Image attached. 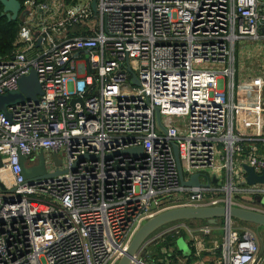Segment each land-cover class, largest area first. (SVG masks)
Segmentation results:
<instances>
[{"label":"built area","instance_id":"2783aa9c","mask_svg":"<svg viewBox=\"0 0 264 264\" xmlns=\"http://www.w3.org/2000/svg\"><path fill=\"white\" fill-rule=\"evenodd\" d=\"M20 3L0 93L30 70L41 93L0 111V264H115L138 226L171 207L264 213V182L247 183L242 168L264 170V135L234 131L233 109L247 106L228 98L237 43L264 39V0ZM172 144L182 178L197 173L198 184L181 183ZM38 149L44 164L60 155V170L27 181L19 155ZM172 221L127 264H264L257 231L233 217Z\"/></svg>","mask_w":264,"mask_h":264},{"label":"water","instance_id":"95a60500","mask_svg":"<svg viewBox=\"0 0 264 264\" xmlns=\"http://www.w3.org/2000/svg\"><path fill=\"white\" fill-rule=\"evenodd\" d=\"M1 10L0 14L5 16L6 19H16L23 20L24 16L27 14L26 8H21V3L19 0H0ZM90 6L94 10V0L90 1ZM20 10V11H19ZM262 29V28H261ZM131 81L134 84H138V79L134 74L131 75ZM18 87L16 90H7L3 93H0V111L8 116V113L5 110L6 105L22 101L23 98H32L36 99V95L41 93L39 83L36 79L34 70H30L27 74L21 75L17 81ZM156 121L159 125V118L157 109H155ZM130 152L141 151V146L131 147L127 149ZM172 153L176 162V167L178 171V176L183 184L187 185H196L198 184L197 173H192L189 175L187 180L182 178V173L180 169V164L177 156V150L175 144H172ZM49 157L52 159L55 168L52 171H47L44 159L46 154L38 149L33 157L36 159L34 164L27 165L26 159L24 156L19 155L20 162V172L27 181H31L32 178H40L44 176H49L57 173L60 169L58 166L61 164V157L56 153H49ZM242 168L245 172L244 178L247 183H263L264 182V170H261L259 173H256L251 166L247 164H242ZM220 216H230L238 220L247 221L259 226H264V213L256 212L253 210L236 207V206H180V207H171L164 209L152 217L143 221L138 228L134 231L130 241L127 244V247L122 252V255L119 257L115 264H127L130 256L141 242V240L150 232L153 228L174 220V219H206L209 222H213L214 218ZM182 254H188V248L186 245L178 246ZM262 252V244L259 245L256 258L260 256Z\"/></svg>","mask_w":264,"mask_h":264},{"label":"rangeland","instance_id":"374dc122","mask_svg":"<svg viewBox=\"0 0 264 264\" xmlns=\"http://www.w3.org/2000/svg\"><path fill=\"white\" fill-rule=\"evenodd\" d=\"M88 0H76V3L74 5V8L80 7L83 3H85ZM91 1V0H89ZM237 53H235V71L236 74L239 76H250L252 79L255 80L254 86L250 89L251 94H258L260 90L263 89V86H259V84L264 79V39L259 40H242L237 43L236 45ZM204 66H211V63H204ZM264 84V83H263ZM225 90H227L226 87H224ZM236 91V89H235ZM229 99L232 98L228 97ZM235 101V99H234ZM234 121L238 123V125L242 126V120H246L245 116H248L244 109H233L232 111ZM181 119L180 121H182ZM236 127V126H235ZM219 146V145H218ZM36 159L30 158L26 161V163L35 162ZM46 167L49 169L48 171H51L54 168V163L49 159V161L46 162ZM234 218V217H233ZM173 221L165 222V224H161V226H164L166 224H171ZM234 222L240 225H244L253 231H257L256 233L260 236L259 244L260 242L264 245V226H259L247 221H242L234 218ZM159 226L158 228H162ZM174 244L178 246L186 245L185 239L183 235H179L175 238Z\"/></svg>","mask_w":264,"mask_h":264},{"label":"crops","instance_id":"0c3cea01","mask_svg":"<svg viewBox=\"0 0 264 264\" xmlns=\"http://www.w3.org/2000/svg\"><path fill=\"white\" fill-rule=\"evenodd\" d=\"M25 1H28V0H23L22 3H24ZM235 65L236 64H234V68H235ZM248 77H249L248 75L238 76L234 69V84L237 85V88H235L236 91L233 92L232 98L230 100L232 102L244 103V105L247 106V108H244V111L248 115V116H245L246 120L244 121L242 120V124H243L242 126L241 125L239 126L237 121L236 122L234 121V131L236 133L247 135V136H255V135L261 136V135H264V84H263L264 79H263V83L261 82L259 84V86H263V89L260 90L258 94L252 95L250 90L249 92H242L241 90H239L241 87H245L244 85ZM252 112H254V115H251ZM244 144L251 145L252 143L250 141L249 142L247 141ZM255 144L258 146V148H260L259 143L256 142ZM28 159H30V157H28ZM255 199L259 200V197L255 196ZM174 221H177V220H174ZM186 222L190 224H198L201 221L200 219H193L191 221L186 220Z\"/></svg>","mask_w":264,"mask_h":264},{"label":"trees","instance_id":"16d2710c","mask_svg":"<svg viewBox=\"0 0 264 264\" xmlns=\"http://www.w3.org/2000/svg\"><path fill=\"white\" fill-rule=\"evenodd\" d=\"M23 0H20L22 2ZM40 1V0H35ZM1 10V4H0ZM18 19H6L5 16L0 14V54H4L9 52L12 47V41L15 37L17 30ZM184 219V218H182ZM179 220V219H174ZM187 221H191L193 219H185ZM204 219H200L203 221ZM172 221V220H171Z\"/></svg>","mask_w":264,"mask_h":264}]
</instances>
